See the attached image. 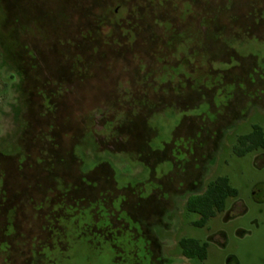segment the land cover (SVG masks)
<instances>
[{"label":"rangeland","instance_id":"rangeland-1","mask_svg":"<svg viewBox=\"0 0 264 264\" xmlns=\"http://www.w3.org/2000/svg\"><path fill=\"white\" fill-rule=\"evenodd\" d=\"M255 125L264 0H0V264H264ZM218 176L239 205L195 225Z\"/></svg>","mask_w":264,"mask_h":264},{"label":"trees","instance_id":"trees-1","mask_svg":"<svg viewBox=\"0 0 264 264\" xmlns=\"http://www.w3.org/2000/svg\"><path fill=\"white\" fill-rule=\"evenodd\" d=\"M259 148H264V131L259 125H255L250 133L240 135L234 147L237 154H245ZM238 194V189L231 184L229 177L218 176L208 183L203 192L197 193L188 199L187 209L190 213H196L200 216L196 220V224L205 226L209 219L226 209L229 198L237 197ZM46 228L48 226H44V229ZM179 244L187 257H196L203 260L207 256L208 245L199 239L183 237ZM42 245L50 247L47 243ZM38 250L39 247L33 253H38Z\"/></svg>","mask_w":264,"mask_h":264},{"label":"flooded vegetation","instance_id":"flooded-vegetation-1","mask_svg":"<svg viewBox=\"0 0 264 264\" xmlns=\"http://www.w3.org/2000/svg\"><path fill=\"white\" fill-rule=\"evenodd\" d=\"M238 205H239V203H238V201L236 202V203H234V204H232L230 207H228V203H227V207H226V209L223 211V212H221V213H225L226 214V218H231V217H233V213H234V209L236 208V207H238ZM52 217V215L51 214H49V215H47L46 216V218L48 219L49 217ZM49 221V220H48ZM194 224L195 225H198V224H196V221L194 222ZM200 226V225H199ZM203 227V226H202ZM155 239L156 238H154V237H150V242H149V244H152V246H154L153 244H155ZM214 239H216V237L215 236H213V235H211V236H209L208 238H206V239H204V240H201L203 243H206L207 245H208V247H209V244L214 240ZM155 249L156 250H159V244H158V242H156V244H155ZM207 247V248H208Z\"/></svg>","mask_w":264,"mask_h":264}]
</instances>
